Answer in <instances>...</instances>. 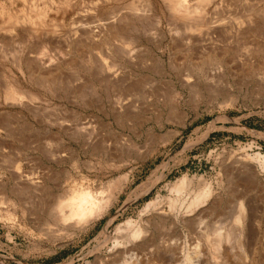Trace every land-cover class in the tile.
I'll use <instances>...</instances> for the list:
<instances>
[{"label": "rangeland", "instance_id": "374dc122", "mask_svg": "<svg viewBox=\"0 0 264 264\" xmlns=\"http://www.w3.org/2000/svg\"><path fill=\"white\" fill-rule=\"evenodd\" d=\"M103 1L0 0V7L6 12L28 14L34 10L41 11L47 24H53L57 28L55 42L50 47L44 41L47 39L40 35L30 37L20 30L8 32V27L0 19V264H101L97 256L105 258L108 248L116 244L117 227L130 220L141 223L146 218L143 213L146 205L157 199L160 201L158 207L162 208L161 212L168 215V223L171 222H166L163 226L158 220V227L161 228V225L163 229H152L157 235L155 239L161 252L158 260H164L161 263L157 260L158 264H264V171L258 162L253 161L256 155H264V22L260 23V34L256 37L248 22L241 28L243 31L237 32L235 22L215 31L210 28L215 16H221L220 12L227 8H236L240 0H236L238 3L235 0H214L208 6L211 17L198 32L187 30L189 19L170 18L159 5V16L154 18L155 21L142 23L130 17L127 35L130 38L133 34L131 38H137L138 41L131 48L121 42L106 41L102 37L75 38L74 31L79 25L77 23L84 19L83 22H94V19L100 20L110 11L118 17L128 18L129 8L137 4V0ZM189 1V5L194 6L199 0ZM234 10L233 12L236 11ZM22 34L26 36L23 37ZM68 39L77 44L73 45ZM155 39H158L157 42ZM14 52L18 53L17 56ZM103 59L107 60L106 63L109 62L108 66L114 62V68L117 69L113 68L110 74L97 70L98 61ZM219 60L220 64L217 63ZM145 62L148 64H143ZM14 63L18 65L15 66ZM27 63L31 66V74L26 69ZM20 65L23 67L21 71L17 67ZM158 65L163 66L160 69ZM51 66L59 68V78L56 84L52 81L48 83L51 88L43 90L36 82L43 73L53 70ZM90 68L95 71L89 70ZM156 69L161 70L160 73L164 72L159 74ZM155 70L158 74H154ZM260 74L263 76L260 77ZM110 75L117 77L115 82L109 79ZM126 79H129L128 82ZM143 79H147L148 83ZM16 81L40 97L39 100L25 102L30 106L28 109L4 99L6 86ZM116 81L121 82L118 84L120 87ZM137 81L141 86L136 84ZM120 105L126 108L123 109ZM39 109L44 114L38 113ZM117 111H121L124 116L117 117V113L114 114ZM10 117H13V122ZM118 121L122 122L121 125ZM6 122L8 125L11 122L12 126L7 128ZM72 128L75 134L72 133ZM73 135L94 137L92 140L98 141L103 148L100 147L95 152L83 143H78ZM29 136L31 138L28 139ZM127 137L134 141L136 147L128 145L130 139ZM55 139L56 142L59 139V142L56 143ZM34 145L43 149L40 151ZM118 146L122 149L118 150ZM71 151H75V154ZM59 155H62L61 159L59 157L56 161L54 156ZM246 162L251 163L250 166ZM242 164L243 168L238 166ZM245 167L250 168L249 171ZM241 173L244 174L243 177H240ZM16 176H19V180ZM123 177H127L129 188L110 214L89 232L74 230L66 233L62 230L64 227L56 223L53 208L63 195L65 197L71 191L91 190L104 197L108 194V186ZM182 179H185V183L181 191H178L175 185ZM231 179H234L233 182ZM153 181L157 182L150 193L138 197L124 208L133 191ZM36 183L37 186L40 185L37 187ZM244 183L246 187L243 188ZM3 184L9 186L10 192L13 191L14 197L11 195L10 198L17 201L15 207L14 204L3 201ZM203 192H207L208 196L196 201ZM214 207L217 209L213 210ZM209 209H212L211 214L208 213L211 211ZM237 215H241V223L236 221ZM104 230L109 235L108 240L101 237ZM165 239L169 247L172 246L171 249L165 247ZM161 244L164 245L165 252ZM217 245L218 248H215ZM140 257L141 261L132 264H143V258L145 264H148L147 257ZM102 262L105 264L103 259Z\"/></svg>", "mask_w": 264, "mask_h": 264}, {"label": "bare ground", "instance_id": "6f19581e", "mask_svg": "<svg viewBox=\"0 0 264 264\" xmlns=\"http://www.w3.org/2000/svg\"><path fill=\"white\" fill-rule=\"evenodd\" d=\"M103 1V0H102ZM211 1V2H210ZM212 1H214V0H199L198 1V3H196V5H189V3L191 2V1H189V0H137V4L135 5V4H133L130 8H129V13H130V15L128 16V18L126 17V18H121V17H118L117 15H113L114 13H112L111 11V13L110 12H108V14H107V16H105L104 18H101L100 20H98V19H94V22H89V21H85V22H81V23H77V24H79V25H77L76 26V28H75V31H74V36H75V38H80V37H90V38H105L104 40H111L112 41V43L113 42H121L122 43V45H127V47H129L130 46V48L135 44H137L138 43V41L136 40L137 38H131V35H133V34H131V32H130V38H128V35H127V33H128V27H127V24H129V19H130V17L132 18V19H135V20H140V21H142V23H143V21H147V22H150V21H152V20H154V18H156V17H158L159 16V14H158V7H159V5H161L162 7H163V12L167 15V16H170V18H172V17H174L175 19H178V20H184V19H189L190 20V25L187 27V30L189 31V32H198V31H201L202 30V27L201 26H203V25H205L206 23H207V21L206 20H208V19H210V14H208L209 12H208V6L210 5V3H212ZM236 1V0H235ZM104 2V1H103ZM238 2H240L239 4H238V6L236 7V8H231L230 6V8H227V9H225L226 11H221L220 12V14H221V16L220 15H218V16H215V18H214V20L213 21H211V23H210V28L211 29H215V31H217V28H220L221 26H223V25H226V24H229V23H232V22H235L236 23V25H237V28H235V29H237V32H239L240 30H241V28H243L246 24H244L245 22H248L249 23V27H250V30L252 29V31H253V33H254V35H255V37L257 36V35H259L260 34V23L261 22H264V0H240V1H238ZM237 1H236V3H238ZM95 3H96V1H95ZM110 3V2H109ZM136 3V2H135ZM233 3V2H232ZM232 3H230V4H232ZM95 5H97V4H95ZM229 5V4H228ZM235 5V4H234ZM236 6V5H235ZM234 6V7H235ZM227 7V6H226ZM233 7V6H232ZM100 8V7H99ZM103 8H105L106 9V7H104L103 6ZM236 11H235V10ZM110 10V9H109ZM233 10L235 11V12H233ZM100 11V10H99ZM103 11V10H102ZM103 13H105V12H103ZM133 14V16H131ZM161 14V13H160ZM162 16V15H161ZM96 17V16H95ZM101 17V16H100ZM166 18V17H165ZM0 19H2V23H3V25H5V26H7L8 28L6 29L8 32H11V33H13V32H16V31H18V30H20L21 32H24L27 36H30V37H36V36H42V37H44V39H47V40H44L47 44H48V46H50L51 47V45H53L54 44V38L56 37V35H57V28H56V26H54L53 24H47V22L44 20V15H43V13L41 12V11H36V10H34V11H31V12H29L28 14H24V13H20V14H15V13H12V12H6L5 11V9L3 8V7H0ZM174 19V20H175ZM80 20V19H79ZM89 20V19H88ZM245 20V21H244ZM155 21V20H154ZM163 21V20H162ZM206 21V22H205ZM137 22V21H136ZM161 23V22H160ZM141 24V23H140ZM150 24V23H149ZM159 24V23H158ZM75 25H76V23H75ZM151 25V24H150ZM183 25V24H182ZM187 25V24H186ZM185 25V26H186ZM236 25H235V27H236ZM183 27V26H182ZM247 27V26H246ZM135 28V27H134ZM228 28V27H227ZM230 28H232V27H230ZM224 29V28H223ZM234 29V30H235ZM245 29V28H244ZM246 29H248V28H246ZM245 29V30H246ZM130 30V29H129ZM225 30V29H224ZM233 30V29H232ZM231 30V31H232ZM186 31V30H185ZM225 31H228V30H225ZM241 31H243V30H241ZM263 31V30H262ZM261 31V32H262ZM235 32H236V30H235ZM175 32H173V34H174ZM228 33H230V32H228ZM251 33V32H250ZM252 33V34H253ZM23 35V37L24 36H26V35ZM187 34H189V33H187ZM19 35H20V32H19ZM163 35V34H162ZM161 35V36H162ZM177 35V34H176ZM236 35H237V33H236ZM242 35V34H241ZM249 35V34H248ZM254 35H252V37L254 36ZM18 36V35H17ZM39 36V37H40ZM73 36V37H74ZM244 36V35H243ZM20 37H21V35H20ZM22 37V38H23ZM38 37V38H39ZM63 37V36H62ZM71 37H72V35H71ZM133 37V36H132ZM174 37V36H173ZM241 37V36H240ZM247 37H249V36H247ZM89 38V39H90ZM139 38V37H138ZM244 38V37H243ZM59 39V38H58ZM61 39V38H60ZM59 39V40H60ZM63 39V38H62ZM66 39V38H65ZM72 39V38H71ZM71 39H68L69 40V42L71 41ZM74 39V38H73ZM242 39V38H241ZM57 40V39H56ZM68 40H66V41H68ZM80 40V39H79ZM82 40V39H81ZM139 40V39H138ZM156 40V39H155ZM158 40V39H157ZM157 40H156V42H157ZM243 40V39H242ZM76 41V40H75ZM91 41V40H90ZM153 41V40H152ZM191 41H192V39H191ZM45 42H43V43H45ZM62 42V41H61ZM61 42H60V45H61ZM63 42H64V39H63ZM72 42V44L74 43V40H72L71 41ZM88 42V41H87ZM161 42V41H160ZM199 42V41H198ZM244 42H245V40H244ZM65 43H68V42H65ZM94 43V42H93ZM96 43V42H95ZM176 43V42H175ZM191 43V42H190ZM193 43H195L194 41H193ZM59 44V43H58ZM77 44V43H76ZM76 44H73V45H76ZM151 44H153L152 42H151ZM182 45H185L184 43H181ZM41 45H43V44H41ZM67 45V44H66ZM100 45V44H99ZM108 45V44H107ZM110 45H111V43H110ZM155 45V44H154ZM158 45V44H157ZM161 45V47H162V44H160ZM159 45V46H160ZM173 45H175V44H173ZM197 45V44H196ZM44 46V45H43ZM46 46V45H45ZM56 47H57V45H55ZM109 46V45H108ZM118 46H120V45H117V47ZM176 46V45H175ZM177 46H179V45H177ZM195 46V45H194ZM56 47H54L55 49H56ZM61 47V46H60ZM71 47V46H70ZM81 47V46H80ZM100 47V46H99ZM156 47V46H155ZM77 48V47H76ZM105 48V47H104ZM111 48V47H110ZM113 48V47H112ZM111 48V49H112ZM123 48V47H122ZM45 49V48H44ZM47 49V48H46ZM58 49V48H57ZM79 49V48H78ZM92 49V48H91ZM106 49V48H105ZM117 49V48H116ZM152 49V48H151ZM41 50H42V47H41ZM96 50V49H95ZM118 50H119V48H118ZM150 50V49H149ZM158 50H159V48H158ZM264 50V49H263ZM51 51H52V49H51ZM106 51V50H105ZM117 51V50H116ZM159 51H161V49L159 50ZM258 51H261L260 49H258ZM56 52V51H55ZM92 52V51H91ZM106 52H108V51H106ZM115 52V51H114ZM119 52V51H118ZM151 52V51H150ZM263 52V51H262ZM15 53V52H14ZM41 53V52H40ZM44 53V52H43ZM122 53V52H121ZM126 53H127V51H126ZM125 53V54H126ZM149 53V52H148ZM7 54H8V52H7ZM16 54H18V53H15V55ZM56 54H58L57 52H56ZM109 54H110V52H109ZM115 54V53H114ZM119 54V53H118ZM113 55V54H112ZM127 56H128V53L126 54ZM125 55V56H126ZM17 56V55H16ZM51 57V56H50ZM111 57H113V56H111ZM118 57H120V56H118ZM122 57H123V55H122ZM53 58V57H52ZM60 58H61V56H60ZM99 58V57H98ZM116 58V57H115ZM127 58V57H126ZM131 58V57H130ZM150 58V57H149ZM112 59V58H111ZM129 59V58H128ZM153 59V58H152ZM218 59V58H217ZM115 61H116V59H114ZM150 60V59H149ZM161 60V59H160ZM220 60H222V59H220ZM220 60H219V62L217 61V63H219L220 64ZM106 61L107 60H99L98 61V65H99V68H96L97 70H101L102 72L104 71L105 73L107 72L108 74H110L109 72H111V70H113V68L116 66L115 64H114V62H112L113 63V65H110L109 64V66H108V64L107 63H109V62H107L106 63ZM130 61V60H129ZM139 61V60H138ZM145 61V60H144ZM151 61V60H150ZM150 61H148V62H150ZM153 61V60H152ZM224 61V60H223ZM264 61V60H263ZM17 62V61H16ZM31 62V61H30ZM34 62V61H33ZM140 62V61H139ZM139 62H138V64H139ZM142 62V61H141ZM140 62V63H141ZM157 62V61H156ZM225 62V61H224ZM224 62H222V63H224ZM13 63V62H12ZM20 63H21V61H20ZM152 63V62H151ZM150 63V64H151ZM143 64H148V63H143ZM150 64H149V66H150ZM168 64V63H167ZM14 65H15V63H14ZM16 65H18V64H16ZM15 65V66H16ZM32 65H33V63H32ZM52 65V64H51ZM97 65V64H96ZM152 65H153V63H152ZM223 65V64H222ZM226 65V64H225ZM257 65V64H256ZM263 65V64H262ZM36 66V65H35ZM118 66H121V65H118ZM144 65H142V67H143ZM149 66L148 65H146V67H148L149 68ZM155 66V65H154ZM163 66V65H162ZM162 66H160V65H158V67L160 68V67H162ZM172 66V65H171ZM173 66H175V65H173ZM221 66V65H220ZM258 66H260L259 64H258ZM17 67H19V69H20V71H21V68H23V67H21V65L20 66H17ZM26 69L28 70V72L31 74V66H30V64H26ZM55 67V66H54ZM54 67H52L51 66V68H53V70H51V68H50V70L51 71H49V72H45V73H41L42 75L39 77V81L38 82H36L37 83V85L40 87V88H43V90H47V89H45V88H47V87H50V85L48 84L50 81H52V82H54L55 84L57 83V79L59 78V68H56L55 67V69H54ZM138 67H139V65H138ZM145 67V68H146ZM153 67V66H152ZM157 67V68H158ZM264 67V66H263ZM41 68V67H40ZM44 68V67H43ZM256 68V67H255ZM260 68V67H259ZM258 68V69H259ZM38 69V68H37ZM92 68H90L89 70H91ZM114 69H117V68H114ZM161 69V68H160ZM92 70H94V69H92ZM132 70V69H131ZM146 70V69H145ZM150 71H151V67H150V69H149ZM156 70H158V69H156ZM155 70V72H154V74L155 73H157L158 74V71H156ZM164 70V69H163ZM260 70H262V68L260 69ZM259 70V71H260ZM62 71V70H61ZM95 71V70H94ZM154 70H152V72H153ZM161 71V70H160ZM160 71H159V74H161L162 72H164V71H162L161 73H160ZM34 72V71H33ZM97 72H99V71H97ZM101 72V73H102ZM103 72V73H104ZM133 72V71H132ZM63 73V72H62ZM100 73V74H101ZM114 73V72H113ZM261 73V72H260ZM24 74V73H23ZM95 74V73H94ZM107 74V75H108ZM253 74V73H252ZM251 74V75H252ZM258 74V71H257V73H256V75ZM263 74H264V72H263ZM263 74H260V77L261 76H263ZM25 75V74H24ZM97 75V74H96ZM163 75H164V73H163ZM251 75H250V77H251ZM98 76H100L99 75V73H98ZM189 76V75H188ZM33 77V76H32ZM105 77H106V75H105ZM109 77V76H108ZM122 77V76H121ZM141 77V76H140ZM154 77V76H153ZM153 77H150V78H153ZM256 77V76H255ZM258 77V76H257ZM13 78V77H12ZM60 78H61V76H60ZM102 78V77H101ZM149 78V77H148ZM184 78H186L187 79V77L185 76ZM184 78H183V80H184ZM249 78V77H248ZM262 78H264V77H262ZM14 79V78H13ZM31 79V78H30ZM98 79V78H97ZM109 79H113V81L112 82H115L114 80H116L117 79V77L116 76H111L110 75V77H109ZM108 79V80H109ZM121 79V78H120ZM120 79H118L119 81H120ZM250 79V78H249ZM99 80V79H98ZM97 80V81H98ZM122 80V79H121ZM124 80V79H123ZM127 80V79H126ZM125 80V81H126ZM129 80V79H128ZM128 80H127V82H128ZM144 80V79H143ZM147 80V79H146ZM146 80H144V81H146ZM182 80V81H183ZM21 81V80H20ZM135 81V80H134ZM148 81L150 82V79H148ZM181 81V80H180ZM189 81V80H188ZM250 81V80H249ZM33 82V81H32ZM61 82V81H60ZM64 82V81H63ZM105 82V81H104ZM108 82V81H107ZM110 82V81H109ZM132 82H133V80H132ZM139 82H141L140 80H139ZM147 82V81H146ZM145 82V84H147ZM185 82L187 83V80H185ZM189 82H192V81H189ZM54 83L52 84V85H54ZM65 83V82H64ZM99 83V82H98ZM116 83H117V81H116ZM121 83V82H120ZM120 83H117V85L119 84L120 85ZM124 83V82H123ZM4 84V83H3ZM109 84V83H108ZM132 84V83H131ZM136 84H138V86L140 85L139 83H138V81H137V83ZM183 84H185V83H183ZM182 84V85H183ZM65 85V84H64ZM90 85V84H89ZM118 85V87H120ZM125 85V84H124ZM141 85H142V82H141ZM140 85V86H141ZM197 85V84H196ZM4 86V85H3ZM61 86V85H60ZM108 86V85H107ZM114 86H115V84H114ZM135 86V85H134ZM134 86H131V87H134ZM137 86V85H136ZM184 86H186V84L184 85ZM183 86V87H184ZM191 86H193V85H191ZM190 86V87H191ZM124 87V86H123ZM188 87V86H187ZM193 87H195V85L193 86ZM51 88V87H50ZM53 88V87H52ZM57 88H59V87H57ZM61 88V87H60ZM115 88V87H114ZM138 88H140V87H138ZM197 88H199V87H197ZM197 88H195V90H197ZM90 89V88H89ZM122 89V88H121ZM137 89V88H136ZM170 89V88H169ZM172 89V88H171ZM59 90H61V89H59ZM118 90V89H117ZM116 90V91H117ZM195 90H193L192 89V91H194V93L196 92ZM1 91V90H0ZM115 91V92H116ZM171 91V90H170ZM176 91V90H175ZM174 91V89H173V92H175ZM118 92H120L119 90H118ZM122 92H124V91H122ZM138 92V91H137ZM198 92H199V89H198ZM127 93V92H126ZM176 93V92H175ZM197 93V92H196ZM57 94H58V92H57ZM171 94V93H170ZM119 95V94H118ZM71 97H72V95H71ZM120 97H121V95H120ZM39 95L38 94H36V93H34L32 90H30L28 87H26V86H24L22 83H20V82H13V83H11V84H9V85H7L6 86V88H5V94H4V99H5V101H11V102H14V103H17L18 105L20 104V105H24V107L25 108H29L28 106H27V104L25 103V102H27V101H31V102H33V101H36V100H39ZM0 100H1V96H0ZM119 101V100H118ZM120 101H122V99L120 100ZM40 102H42L41 101V99H40ZM123 102V101H122ZM119 104H120V102H118ZM97 104H98V102H97ZM9 105H12V103H9ZM14 105V104H13ZM12 105V106H13ZM123 105H125V104H123ZM15 106H16V104H15ZM41 106V105H40ZM90 106V105H89ZM100 106V105H99ZM120 106H122V105H120ZM126 106V105H125ZM35 107V106H34ZM42 107V106H41ZM101 107V106H100ZM116 107V106H115ZM119 107V106H118ZM129 107V106H128ZM121 108V107H120ZM122 108L123 109H125L126 107H123L122 106ZM103 109V108H102ZM7 110V109H6ZM38 110V109H37ZM40 110V109H39ZM42 110V109H41ZM41 110L40 111H38V113H43V112H41ZM122 110V109H121ZM130 110V109H129ZM128 110V111H129ZM34 111V113H35V110H33ZM105 111V110H104ZM112 111V110H111ZM10 112V111H9ZM12 112V111H11ZM10 112V113H11ZM31 114H34V113H32V112H30ZM117 113V114H116ZM5 114V113H4ZM44 114V113H43ZM104 114V113H103ZM106 115H107V113H105ZM104 114V115H105ZM114 114H116L117 115V117H123L122 116V113H121V111H117V112H115ZM125 114H126V112H125ZM128 114L130 115V113L128 112ZM22 115V114H21ZM20 115V116H21ZM38 115V114H37ZM65 116H66V114H64ZM69 116H71L70 114H68ZM12 116H14V115H12ZM46 116V115H45ZM128 116V115H127ZM68 117V116H67ZM130 117V116H129ZM5 118V117H4ZM3 118V119H4ZM11 118V117H10ZM13 118V117H12ZM12 118H11V121L13 122L14 120H12ZM58 118H60V116L58 117ZM57 118V119H58ZM62 118V117H61ZM83 119H84V117H82ZM104 118V117H103ZM119 118H116V119H119ZM127 118V117H126ZM0 119H1V117H0ZM16 119V118H15ZM22 119V118H21ZM41 119H43V118H41ZM49 119V118H48ZM51 119H53V117L51 118ZM80 119V118H79ZM100 119V118H99ZM7 120V119H6ZM19 120V119H18ZM55 120V119H54ZM60 120V119H59ZM103 120V119H102ZM127 120V119H126ZM8 121V120H7ZM52 121V120H51ZM83 121V120H82ZM9 122V121H8ZM8 122H6L7 123V125H8ZM29 122V121H28ZM38 122H40V120H38ZM55 122V121H54ZM85 122V121H84ZM86 122H88V121H86ZM118 122H120V121H118ZM2 123V122H1ZM4 123H5V121H4ZM15 123H17V121L16 122H14V124ZM59 123V122H58ZM68 123V122H67ZM66 123V124H67ZM80 123H82V122H80ZM80 123H79V126H80ZM93 122H91V124H92ZM101 123V122H100ZM100 123H99V125H100ZM103 123V122H102ZM121 123L122 122H120V125H121ZM129 123V122H128ZM10 124H11V122H10ZM9 124V125H10ZM41 124H42V122H41ZM85 124V123H84ZM9 125L7 126V128H9ZM22 125V124H21ZM58 125V124H57ZM64 125V124H63ZM0 126H1V124H0ZM3 126H5V124L3 125ZM10 126H12V125H10ZM28 126V125H27ZM30 126V125H29ZM83 126V125H82ZM118 126H119V123H118ZM17 126H15V128H16ZM65 127V126H64ZM85 127V126H84ZM88 127H90V126H88ZM99 127V126H98ZM103 127V126H102ZM102 127H100V128H102ZM108 127V126H107ZM130 127V126H129ZM6 128V129H7ZM23 128H24V126H23ZM30 128V127H29ZM71 128V127H70ZM85 128H87V127H85ZM104 128V127H103ZM105 128H106V126H105ZM109 128V127H108ZM122 128H123V126H122ZM3 129V128H2ZM12 129H14L13 127H12ZM11 128H10V130H12ZM25 129V128H24ZM27 129V128H26ZM32 129V128H31ZM36 129V128H35ZM66 129V128H65ZM68 130H69V128H67ZM73 129V128H72ZM82 129H84V128H82ZM88 130H89V128H87ZM87 129H85V130H87ZM125 129V128H124ZM47 130V129H46ZM67 130V131H68ZM131 130V129H130ZM21 131V129L19 130V132ZM35 131V130H34ZM71 131H73L72 133H74V129L73 130H71ZM79 131V130H78ZM7 132H9V131H7ZM12 133H13V131H11ZM10 132V134H12ZM15 132V131H14ZM40 132V131H39ZM68 132H70V131H68ZM76 132V131H75ZM137 132V131H136ZM135 132V133H136ZM22 133V132H21ZM24 133V132H23ZM71 133V132H70ZM91 133V132H90ZM94 133V132H93ZM134 133V132H133ZM5 134H7V133H5ZM9 134V133H8ZM16 134H17V132H16ZM15 134V135H16ZM69 134V133H68ZM75 134V133H74ZM78 134V133H77ZM84 134H86L85 132H84ZM154 134V133H153ZM18 135H20V134H18ZM79 135H80V133H79ZM8 136V135H7ZM13 136V135H12ZM17 136V135H16ZM27 136V135H26ZM25 136V137H26ZM31 136V135H30ZM28 137V139L29 138H31V137ZM51 136V135H50ZM55 136V135H54ZM83 136V135H82ZM11 137V136H10ZM24 137V138H25ZM73 137H75L74 139L78 142V143H83L85 146H88L89 148H91V149H93V151H98L99 149H101V148H103V147H101L100 146V144L98 143V141H94V140H92V138H94V137H92L91 138V136H87L89 139H91V140H89L88 138H86V137H79L78 135H76V136H74L73 135ZM72 137V138H73ZM101 137V136H100ZM117 137V136H116ZM22 137H20V139H21ZM23 138V139H24ZM34 138V137H33ZM47 138V137H46ZM55 137H53V139H54ZM57 138H58V136H57ZM71 138V139H72ZM102 138V137H101ZM125 138V137H124ZM128 139H130L129 140V143H128V145L129 146H133V145H135V143H134V141H132L131 140V138H129V137H127ZM126 138V139H127ZM19 139V140H20ZM27 139V140H28ZM113 139V138H112ZM119 139V138H118ZM15 140H17L18 141V139H15ZM26 140V139H25ZM40 140V139H39ZM46 140H48V139H46ZM74 140V141H75ZM99 140V139H98ZM11 141V140H10ZM22 141H24V140H22ZM22 141H19V143L20 142H22ZM49 141V140H48ZM75 141V142H76ZM100 141V140H99ZM105 141V140H104ZM117 141V140H116ZM125 141V140H124ZM1 142V141H0ZM28 142V141H27ZM27 142H25V144L27 143ZM31 142H32V139H31ZM55 142H56V139H55ZM55 142H53L54 143V145H55ZM57 142H59V139H58V141ZM56 142V143H57ZM76 142V143H77ZM8 143V142H7ZM34 142H32V144H33ZM74 143V142H73ZM98 143V144H97ZM107 143V142H106ZM125 143H126V141H125ZM124 143V144H125ZM15 144V143H14ZM25 144H23V145H25ZM36 144V143H35ZM48 144V143H47ZM109 144V143H108ZM127 144V143H126ZM12 145H13V143H12ZM26 145H28V144H26ZM40 146H42L41 144H39ZM44 145H45V142H44ZM43 145V147H45L46 148V146H44ZM50 145H51V141H50ZM50 145L48 146V147H50ZM53 145V144H52ZM53 145V146H54ZM59 145V144H58ZM115 145V144H114ZM128 145H126V147L128 146ZM16 146V145H15ZM31 146V145H30ZM33 146V145H32ZM34 146H37V145H34ZM40 146H37L38 148H40ZM53 146H52V148L51 149H53ZM55 146H57V144L55 145ZM66 146V145H65ZM64 146V147H65ZM110 146V145H109ZM108 146V147H109ZM187 146H189V144L187 145ZM101 147V148H100ZM111 147V146H110ZM125 147V146H124ZM123 147V148H124ZM135 147H136V145H135ZM34 148V147H33ZM36 148V147H35ZM55 148V147H54ZM57 148V147H56ZM60 148V147H59ZM66 148H67V146H66ZM20 150H21V148H19ZM43 149V148H42ZM41 148L39 149L40 151L42 150ZM51 149H47V150H51ZM58 149V148H57ZM63 149V148H62ZM71 149V148H70ZM87 149V148H86ZM108 149V148H107ZM119 149H122L121 147H119L118 146V150ZM33 150V149H32ZM69 150V149H68ZM74 150V149H73ZM90 150V149H89ZM110 150V149H109ZM131 150V149H130ZM133 150V149H132ZM46 151V150H45ZM55 151V150H54ZM57 151V150H56ZM66 152H67V150H65ZM102 151H103V149H102ZM115 151V150H114ZM25 152V151H24ZM43 152H44V150H43ZM47 152V151H46ZM53 152V151H52ZM58 152V151H57ZM64 152V151H63ZM72 152V154H73V152H74V154H75V151H71ZM90 152V151H89ZM113 152V151H112ZM111 152V154H113ZM121 152V151H120ZM126 152V151H125ZM125 152H122V153H125ZM18 153H20V151H18ZM42 153V152H41ZM54 153V152H53ZM52 153V154H53ZM121 153V154H122ZM21 154V153H20ZM24 154V153H23ZM55 154V153H54ZM70 154V153H69ZM72 154H70V157H71V155ZM96 154H98V153H96ZM117 154H119V152L117 153ZM26 155V154H25ZM46 155H47V153H46ZM58 155V154H57ZM63 155H64V153H63ZM68 155V154H67ZM51 156H53V155H51ZM60 156H62V155H59L58 157L57 156H54V157H56V161H57V159L60 157ZM111 156V155H110ZM118 156H120L121 157V155H118ZM117 156V157H118ZM20 157H21V155H20ZM46 157V156H45ZM44 157V158H45ZM26 158V157H25ZM72 158V157H71ZM70 158V159H71ZM112 158V157H111ZM113 158H114V156H113ZM60 159H61V157H60ZM31 160V159H30ZM54 160V159H53ZM241 160V159H240ZM255 160V162H258L259 164H260V166H261V169L264 171V155H256L255 157H253V161ZM50 161H52V160H50ZM77 161V160H76ZM242 162V161H241ZM13 163L14 162H12V165H13ZM59 163V162H58ZM76 163V162H75ZM247 163V162H246ZM10 165H11V163H9ZM240 164V163H239ZM248 165L249 164H251V163H247ZM247 164H245V166L247 165ZM235 165V164H234ZM9 166V165H8ZM236 166H237V164H236ZM238 166H240V167H244L243 166V164L242 165H238ZM250 166V165H249ZM253 167H254V165H252ZM8 168V167H7ZM11 168H12V166H11ZM50 168V167H49ZM236 168V167H235ZM234 168V169H235ZM245 169H247L248 171H249V169H248V167L246 168L245 167ZM252 169V168H251ZM50 170V169H49ZM52 170V169H51ZM231 170V169H230ZM230 170H229V172H230ZM240 171H241V169H239ZM253 170V169H252ZM48 171V170H47ZM242 171H244V170H242ZM12 172V171H11ZM228 172V173H229ZM233 172H234V170H233ZM254 172V171H253ZM15 174H16V172H14ZM55 173V172H54ZM242 173H244V172H242ZM242 173L240 174V175H242ZM247 173V172H246ZM249 173V172H248ZM247 173V174H248ZM255 173V172H254ZM13 174V173H12ZM18 174V173H17ZM236 174V173H235ZM237 174H238V172H237ZM245 174V173H244ZM243 174V175H244ZM154 175V174H153ZM227 175V174H226ZM230 175V174H229ZM228 175V176H229ZM243 175L242 176H240V177H243ZM246 175V174H245ZM256 175V174H255ZM258 175V174H257ZM19 176H20V174H19ZM18 176V177H19ZM124 176V175H123ZM126 176V175H125ZM234 176V175H233ZM251 176H253V174H251ZM17 177V176H16ZM17 177V178H18ZM21 177V179H22V176H20ZM26 177V176H25ZM55 177V176H54ZM230 177V176H229ZM228 177V178H229ZM235 177V176H234ZM245 177V176H244ZM248 177H249V175H248ZM259 177V176H258ZM14 178V177H13ZM30 178V177H29ZM120 178V177H119ZM227 178V179H228ZM254 179H255V177H253ZM0 179H1V176H0ZM35 179V178H34ZM48 179V178H47ZM51 179H52V177H51ZM117 179V178H116ZM156 179V178H155ZM230 179V178H229ZM241 178H239V180H240ZM249 179V178H248ZM17 180H19V178L17 179ZM23 180V179H22ZM25 180H27V179H25ZM30 180V179H29ZM232 180V179H231ZM234 180V179H233ZM233 180H232V182H233ZM246 180V179H245ZM251 180V182H252V179H250ZM256 180H257V178H256ZM43 181V180H42ZM54 181V180H53ZM228 182H229V180H227ZM247 181V180H246ZM4 182V181H3ZM19 182V181H18ZM56 182V181H55ZM157 182V181H156ZM156 182H154L153 181V183H150V184H148V185H142L141 187H139V188H137L135 191H133L130 195H129V198H128V200L126 201V203H125V205H124V208L125 207H127L128 205H130L134 200H136L138 197H141L142 195H146V194H148V193H150V191L154 188V186H155V183ZM241 182V181H240ZM242 182H244V181H242ZM241 182V183H242ZM250 182V181H249ZM251 182H250V184H251ZM255 182V181H254ZM256 182H258V181H256ZM255 182V183H256ZM16 183H17V181H16ZM40 183V182H39ZM184 183H185V179H182L181 181H179V183H177L176 185H175V189L176 190H178V191H181V189L183 188V185H184ZM229 183H231V182H229ZM228 183V184H229ZM240 183V184H241ZM248 183V182H247ZM20 184V183H19ZM22 184V183H21ZM20 184V185H21ZM33 184V183H32ZM34 184H35V182H34ZM33 184V185H34ZM45 184V183H44ZM44 184H41V185H44ZM233 184V183H232ZM254 184V183H253ZM258 184V183H257ZM19 185V186H20ZM40 185V184H39ZM38 185V186H39ZM236 185V184H235ZM234 185V186H235ZM3 186H4V184H3ZM35 186H37V183H36V185ZM37 186V187H38ZM57 186V185H56ZM129 186H130V183H129V181L127 180V177H123L122 179H117V180H115L113 183H111V185L110 186H108V194L107 195H105L104 197H100L99 196V194H97L96 192H94V191H91V190H86V191H71L67 196H65L64 197V195H63V197H61L60 199H58L57 200V203H56V205H55V207L53 208V216H54V218L56 219V223H58L59 224V226H63L64 228L62 229L63 231H65L66 233H68L69 231H74V230H80V231H84V232H89L91 229H93L96 225H97V223L100 221V220H102L103 218H105L108 214H110V212H111V209L115 206V204H117L119 201H120V199H121V197H122V194L125 192V190L127 189V188H129ZM229 186H230V184H229ZM232 186V185H231ZM246 187L245 186V183H244V185L242 184V187ZM255 186V185H254ZM253 186V187H254ZM257 186V185H256ZM5 188H4V198H3V201H5V202H9L11 205H13L14 204V207L17 205V201H15V199H11L10 198V196L12 195L13 197H14V194H13V191L12 192H10L8 189H9V186L7 185V186H4ZM18 187V186H17ZM28 187H29V185H28ZM37 187H35V188H37ZM236 187V186H235ZM243 187V188H244ZM247 187H249V186H247ZM262 187H264V186H262ZM18 188H20V187H18ZM232 188H234V187H232ZM242 188V189H243ZM17 189V188H16ZM27 189V188H26ZM38 189H40V188H38ZM1 190V189H0ZM18 191L20 190V189H17ZM24 190V189H23ZM29 190V189H28ZM106 190V189H105ZM104 190V191H105ZM235 190V189H234ZM237 190V189H236ZM241 191V190H240ZM251 191V190H250ZM242 192V191H241ZM249 192V191H248ZM68 193V192H67ZM229 193H231V192H229ZM244 193V192H243ZM250 193V192H249ZM40 195V194H39ZM54 195H55V193H54ZM22 196V195H21ZM36 196V195H35ZM45 196V195H44ZM135 196V197H134ZM207 197L208 196V193L207 192H203L201 195H199L198 197H197V199H196V201H200L201 199H203L204 197ZM242 196V195H241ZM245 196V195H244ZM17 197V196H16ZM128 197V196H127ZM213 198V197H212ZM243 198V197H242ZM247 198V196L244 198V200ZM2 199V198H1ZM24 199V198H23ZM22 199V200H23ZM40 199V198H39ZM38 199V201H40ZM41 199H43V198H41ZM46 199V198H45ZM218 199H221V198H218ZM241 199V198H240ZM47 200V199H46ZM53 200V199H52ZM212 200V199H211ZM217 200V199H216ZM42 201V200H41ZM40 201V202H41ZM208 201V200H207ZM50 202V201H49ZM49 202L47 203L48 204V206L50 205L49 204ZM209 202V201H208ZM220 201H218V204H220L219 203ZM221 202H222V199H221ZM41 203H43V202H41ZM51 203V202H50ZM223 203V202H222ZM241 203V202H240ZM244 203H245V201H244ZM29 204V203H28ZM251 204V203H250ZM5 205H6V203H5ZM160 205V201H159V199H157L156 201H153V202H150V203H148L147 205H146V207H145V209H144V211H143V213L146 215L145 217L146 218H144V220L141 222V223H134V221H132V220H130V221H128V222H126V223H124V224H122V225H120V226H118L117 227V229H116V238H115V245L113 244V246L112 247H110V248H108V254H107V256L105 257V258H103L102 256H97V259H99L98 261H101V264H103V262H102V259L105 261V264H125L126 262H128V261H132L130 264H132L133 262H136V261H141L140 260V256H145V257H147L146 258V260H147V263L148 264H158L157 263V260H158V256H160V253L161 252H159V247H158V245H157V241H156V236H155V232H153L152 231V229H156V230H158V229H163L162 228V226L160 225V227L161 228H159L158 226H159V224L160 223H162L163 224V226H164V223H168V221L170 220V217L168 216V215H166V214H164L163 213V211L161 212V210H162V208H159L158 206ZM209 205V204H208ZM207 205V206H208ZM215 205H216V203H215ZM41 206V205H40ZM214 206V205H213ZM221 206H222V204H221ZM243 206V205H242ZM249 206V205H248ZM42 207V206H41ZM217 207V206H216ZM216 207H214V209L213 210H216L217 208ZM219 207V206H218ZM30 208V207H29ZM208 208V207H207ZM216 208V209H215ZM251 208V207H250ZM250 208H249V211H250ZM17 209V208H16ZM206 209V208H205ZM248 209V208H247ZM42 210V209H41ZM209 210H211V211H209ZM209 210H206V212L207 211H209L208 213H210L211 214V212H212V209H209ZM251 211H253L252 209H251ZM41 212V211H40ZM46 212V211H45ZM201 212V211H200ZM203 212V211H202ZM205 212V213H206ZM33 213V212H32ZM143 213H141V214H143ZM213 213H214V211H213ZM7 214V213H6ZM251 214H252V212H251ZM250 214V215H251ZM201 215V214H200ZM207 215V214H206ZM253 215V214H252ZM203 216V214L201 215V217ZM43 217V216H42ZM204 217V216H203ZM51 218V217H50ZM241 215L240 216H238L237 215V217H236V221H238V222H240L241 221ZM31 219V218H30ZM203 219V218H202ZM234 219V218H233ZM250 219H252L251 217H250ZM33 220V219H32ZM31 220V221H32ZM36 220V219H35ZM112 220V219H111ZM158 220L160 221V223L158 224ZM172 220V219H171ZM199 220H200V218H199ZM198 220V221H199ZM48 221V220H47ZM53 221V220H52ZM200 221H202V220H200ZM235 221V220H234ZM169 223H171V222H169ZM168 223V224H169ZM241 223V222H240ZM38 224V223H37ZM55 225V224H54ZM35 226V225H34ZM172 226V225H171ZM158 228V229H157ZM106 230H107V228H106ZM106 230H104V232L102 233V235H101V237L104 239V240H108L109 239V235L106 233ZM60 231V230H59ZM163 231V230H162ZM218 231V230H217ZM216 231V232H217ZM159 232H161V231H159ZM231 232V231H230ZM233 232V231H232ZM158 233V232H157ZM224 233V232H223ZM162 234V233H161ZM160 234V235H161ZM163 234H165V233H163ZM162 234V235H163ZM166 234H167V232H166ZM165 234V236H168V235H171L172 236V234H168V235H166ZM218 235H219V233H217ZM229 234V233H228ZM231 234V233H230ZM161 235V236H162ZM218 235H216V236H218ZM165 236H164V238H165ZM100 237V236H99ZM169 237V236H168ZM209 237V236H208ZM220 237V236H219ZM108 238V239H107ZM164 238H163V240H164ZM167 238V237H166ZM171 238V237H170ZM161 240H162V238H160ZM206 239H207V236H206ZM213 239V238H212ZM219 239V238H218ZM101 240V239H100ZM166 240V242H165V247L167 246V247H169V245H168V242H167V239H165ZM172 239H170V241H171ZM163 242V241H162ZM208 242H210V241H208ZM166 243H167V245H166ZM103 244V243H102ZM107 244V243H106ZM170 244H172V242L170 243ZM223 244V243H222ZM162 245V244H161ZM160 246V245H159ZM163 246L164 245H162L161 247H162V249H163ZM170 247H172V246H170ZM169 247V248H170ZM215 248H218V245L215 247ZM166 249V248H165ZM171 249V248H170ZM164 250V249H163ZM162 250V251H163ZM169 250V249H168ZM218 250V249H217ZM161 251V250H160ZM164 252H165V250H164ZM169 252H170V250H169ZM171 252H172V250H171ZM228 253V252H227ZM164 254H166V253H164ZM168 254V253H167ZM166 254V255H167ZM170 254V253H169ZM140 255V256H139ZM163 255V254H162ZM171 255V254H170ZM170 255L168 256V258L170 257ZM140 257V258H139ZM165 257V256H164ZM160 258V260H162V258H163V256H162V258L161 257H159ZM167 258V257H166ZM165 258V259H166ZM143 264H145L146 262H145V259L143 258ZM159 261V260H158ZM164 260H162L161 262H163ZM160 262V261H159ZM160 262V263H161ZM171 262V261H170ZM100 263V262H99ZM159 263V264H160ZM165 263H166V261H165ZM167 264V263H166ZM169 264V263H168ZM170 264H172V263H170Z\"/></svg>", "mask_w": 264, "mask_h": 264}]
</instances>
